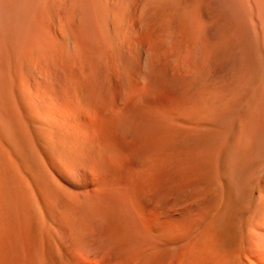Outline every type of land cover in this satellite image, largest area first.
Instances as JSON below:
<instances>
[{
  "label": "bare ground",
  "instance_id": "obj_1",
  "mask_svg": "<svg viewBox=\"0 0 264 264\" xmlns=\"http://www.w3.org/2000/svg\"><path fill=\"white\" fill-rule=\"evenodd\" d=\"M153 1L126 6L129 23L110 35L101 2L73 0L64 12L52 0H0V264H264V137H237L233 157L216 152L227 38L216 35L215 80L199 84L209 45L201 57L187 31L169 45L159 23L168 15L157 21ZM55 5L65 14L54 17ZM239 178L255 181L244 200ZM215 179L229 181L225 194Z\"/></svg>",
  "mask_w": 264,
  "mask_h": 264
},
{
  "label": "rangeland",
  "instance_id": "obj_2",
  "mask_svg": "<svg viewBox=\"0 0 264 264\" xmlns=\"http://www.w3.org/2000/svg\"><path fill=\"white\" fill-rule=\"evenodd\" d=\"M67 1V0H66ZM68 0L66 3L68 4L69 7H71L72 5V1L71 0ZM95 3H100L101 2V5H100V8H101V14L103 15V21H101V24H105L106 25V21H107V28L110 32V35L116 30L117 28L116 27H121L120 29L123 31L124 30V24L127 25V23H129V12L130 10H128L129 8L132 7L133 4L139 2V1H142V0H134V1H129V0H98L99 2H97L96 0H94ZM104 1V2H102ZM137 1V2H136ZM144 1V0H143ZM151 0H145V2H150ZM153 1V0H152ZM161 1V0H160ZM159 0H155L153 1L154 3L158 2L160 3ZM214 1V2H212ZM233 1V2H232ZM242 1V3H241ZM52 2L54 3H60V2H63V0L61 1H57V0H52ZM128 2V4H127ZM166 2V3H165ZM195 2V3H194ZM198 2V3H197ZM231 4H230V3ZM248 2V3H247ZM57 3V4H58ZM65 1L64 3L59 6H61L63 8L64 4L66 5ZM78 4V2H76ZM104 3L107 7H105ZM108 3H109V6H114V4L116 5L117 8H112V7H108ZM111 3V4H110ZM113 3V5H112ZM131 3V4H130ZM148 3V4H149ZM155 5H158L160 7V11L158 9V14L155 15V17L157 18V21H159L160 19H158V17L160 18H166L165 15H170L169 17L167 16L166 19H161L162 21H159L160 23V31H163L162 33L164 34L166 31H168L167 33H165L164 35L165 36H169L170 37V41H169V45L177 42L182 34L187 31L188 34L190 35V43L191 45H196L197 48L199 49L200 53H202V50H204V54L206 53L205 49L203 48H206L205 47L206 45H211V47L208 46V54H206L207 56L205 57L204 59V54L202 53L201 54V57L203 56V58H201V63H197V72L196 73V76L198 78L197 79V82L199 84H204V83H210V80L211 82L215 80L216 78V74L219 72L218 70H220L221 68V61H220V47L216 46L217 48H215V43L217 44V41L215 40L216 37L221 33L224 34L223 36L226 37V43H225V48H224V57L227 61L223 63V65H225V72H226V76H227V100H228V104H227V119H226V124L225 126L223 127L222 129V139L220 140V142L217 143V150L216 152L218 153L219 150H221L218 154H217V157L220 155L221 153V159L222 157H226L229 158L228 156H231L230 154H233L234 156V153L233 151H236V142L238 141L237 140V137L238 138H241L239 140H243L244 137L246 135L247 136V141H242L244 143L245 146L249 145L252 143L251 141H253L254 137L258 138L259 134V141H263L264 138H262V136L264 137V133H263V127H261V125H264V7H260L258 6L257 4H255V2L253 0H163L161 1L160 4H156ZM163 3V4H162ZM193 3V4H192ZM209 3V4H208ZM216 3V4H215ZM247 3V4H246ZM254 5H253V4ZM74 4V3H73ZM76 4V5H77ZM97 4V5H98ZM125 4V5H124ZM165 4V6H164ZM192 4V5H190ZM195 4V5H194ZM218 4V5H217ZM221 4L222 6L226 5L227 6V12L225 14L224 12V8H226V6L223 8V9H220L221 13L223 12V15L221 14V17L219 15V19L215 18V20H212L214 19V15H218V12L217 14L215 13L216 9L217 11L219 10L217 8V6H219V8L221 7ZM237 4V5H236ZM98 5V6H99ZM128 5H131V7L127 8L126 10V6ZM150 5V4H149ZM189 5V6H188ZM58 6V7H59ZM67 5L65 7H68ZM78 7H80V5H77ZM76 6V7H77ZM125 8V9H122V7ZM163 6V7H162ZM200 6V7H199ZM228 6L230 8H228ZM237 6V7H236ZM59 7L57 8V5L53 6L52 7V11H54L53 14H55V11H59V14H62L65 12L66 8L64 7L63 10L64 12L62 11V8ZM194 7V8H193ZM199 7V8H198ZM240 7V8H239ZM56 8V9H55ZM108 8V9H107ZM162 8V9H161ZM190 8V9H189ZM206 8V9H205ZM213 8H216L215 10ZM239 8V9H238ZM61 9V10H60ZM102 9L104 11H102ZM111 9V10H110ZM113 9V10H112ZM119 9V10H118ZM235 9V11L233 12L232 10ZM249 9V10H248ZM106 10V11H105ZM126 12H123L125 11ZM166 10V11H165ZM170 12H168V11ZM186 10V11H185ZM204 14H203V12ZM212 10V12H211ZM241 10V12H240ZM262 10V11H261ZM51 11V12H52ZM62 11V12H61ZM156 11L155 10L154 14H156ZM196 11V13H195ZM216 11V12H217ZM61 12V13H60ZM106 12H110V13H107L108 15H110V18H108V16L106 15ZM165 12V13H163ZM168 13H171V14H167ZM182 12V14L180 13ZM206 12V13H205ZM211 12V13H210ZM114 13V14H112ZM123 13H125V17L123 18ZM153 13V12H152ZM160 13V14H159ZM178 13V14H177ZM185 13V14H183ZM199 13V15H197ZM215 13V14H214ZM234 13V14H233ZM255 13V14H254ZM57 14V13H56ZM65 14V13H64ZM67 15L64 16V15H61V17L59 16V18L62 19V21H64L65 23H67L70 19V16L68 13H66ZM127 14V16H126ZM154 14H152L154 16ZM181 14V15H180ZM212 14V16H211ZM214 14V15H213ZM225 14V16H224ZM232 14V15H231ZM239 14H241V16H239ZM151 15V13H150ZM163 17H162V16ZM177 15V16H176ZM187 15V16H186ZM234 15V17H233ZM54 16V15H53ZM107 16V17H105ZM114 16V17H113ZM236 16V17H235ZM248 16V17H247ZM55 17V16H54ZM127 17V18H126ZM175 17V18H174ZM189 17V18H188ZM243 17V20L244 21H241ZM253 17V18H252ZM255 17V18H254ZM105 18V19H104ZM106 18H108L106 20ZM171 20H170V19ZM178 18V19H177ZM221 18V21L220 20ZM241 19L240 21L238 20ZM124 19V20H123ZM175 19V20H173ZM177 19V20H176ZM197 21H196V20ZM201 19V21H200ZM237 21H233V20H236ZM123 20V21H122ZM127 20V21H126ZM167 20V21H166ZM111 21V24L113 26V29L112 30V26L111 24L109 23ZM118 21V22H117ZM189 21V22H188ZM239 21V22H238ZM114 22V23H113ZM124 22V23H123ZM166 26H165V24ZM173 22V23H172ZM178 22V23H177ZM192 22L193 23V27H190L191 30H189V27H188V24ZM196 22V23H194ZM216 22V23H215ZM222 25L220 26V28L223 30V33L221 32L222 30L218 27L219 24ZM233 22V23H232ZM241 22V25L243 26V29L239 26V25H236V23L240 24ZM245 22V23H244ZM258 22V23H257ZM121 23H123L121 25ZM211 24L208 25V24ZM228 23V24H227ZM248 23V24H247ZM250 23H252L250 25ZM120 24V25H119ZM176 24V25H175ZM202 24V25H201ZM246 24V25H245ZM169 25V26H168ZM236 25V26H234ZM254 25V26H253ZM256 25V26H255ZM173 26V27H172ZM202 26V27H201ZM216 26V27H215ZM170 30H168V28ZM171 27V28H170ZM201 27V28H200ZM227 27V28H226ZM236 27L238 29H236ZM247 27L248 30H246L245 28ZM123 28V29H122ZM225 28V29H224ZM234 28V29H233ZM258 28V29H257ZM162 29V30H161ZM179 29V30H178ZM193 29V30H192ZM210 29V30H209ZM112 30V31H111ZM174 30V31H173ZM215 30V31H214ZM231 30V31H230ZM239 30V31H237ZM242 30V31H241ZM115 31V32H116ZM122 31L119 34L120 37H127L128 34H126V32H123V34H126V35H123L122 34ZM159 31V32H160ZM230 31V32H229ZM246 31H249V32H246ZM108 32V33H109ZM213 32V34H212ZM239 33V34H238ZM120 34H122L123 36H121ZM178 34V35H177ZM215 34V35H214ZM218 34V35H217ZM244 34V36H243ZM257 34V35H256ZM161 35V34H160ZM159 35V36H160ZM217 35V36H216ZM251 37H250V36ZM162 37H164L163 35H161ZM214 36V37H213ZM231 36V37H230ZM60 36H58L57 38H59ZM168 37V38H169ZM256 37V38H255ZM69 38H71V41H74V36L70 35ZM208 38V39H207ZM240 38V39H239ZM62 37L60 38V41H61ZM73 39V40H72ZM236 39V40H235ZM245 39L247 40L248 39V43L247 41H245ZM252 39V40H251ZM65 39L63 38L62 41H61V45H59V49L62 51L63 48H65V50L62 51V54L64 55L63 58L67 61L68 65H73V63L75 64V61L76 59H74L76 56L74 55L75 51L73 52V48L72 44H68L67 45V42L64 41ZM239 40V42H238ZM254 40V41H253ZM60 41H59V44H60ZM216 41V42H214ZM235 41V42H234ZM252 41V42H251ZM65 42V43H64ZM193 42V43H192ZM250 42V43H249ZM256 43V44H253V45H256L255 47H253V45L251 43ZM73 43V42H72ZM206 43V44H205ZM211 43V44H209ZM238 43V44H237ZM205 44V45H204ZM235 44V46H234ZM228 45V46H227ZM252 45V46H251ZM164 46H167L168 45H163V48ZM237 46V47H236ZM251 46V47H250ZM72 47V48H71ZM164 48V50L167 49ZM201 47V48H200ZM212 47H214L212 49ZM240 47V48H239ZM231 48V49H230ZM236 48V49H235ZM258 48V49H257ZM229 49V50H228ZM243 52H242V51ZM211 51V52H210ZM215 51V52H214ZM227 51V52H226ZM241 52V53H238V52ZM246 51V52H245ZM256 51V52H255ZM125 52L127 53V51L125 50ZM213 52V53H212ZM217 52V53H216ZM66 53V54H65ZM230 53V54H229ZM76 54V53H75ZM212 54V55H210ZM239 54V55H237ZM240 54L242 56V58H240ZM249 54V55H248ZM209 55V56H208ZM245 55V56H244ZM248 55V56H247ZM68 56V57H67ZM74 56V57H73ZM230 58H229V57ZM236 56V57H235ZM238 56V57H237ZM252 56V57H251ZM72 59H71V58ZM208 57V58H207ZM214 57V58H213ZM246 57V58H245ZM254 57V58H253ZM77 58V57H76ZM248 58V59H247ZM74 59V60H73ZM212 59H213V62H212ZM217 59V60H215ZM241 60V61H240ZM250 61V63L248 61ZM65 61V64H67ZM73 61V63H72ZM78 61V60H77ZM199 61V60H198ZM205 61V62H204ZM243 61V63H241ZM122 62V65H128L127 62ZM203 62V63H202ZM77 63V62H76ZM79 63V62H78ZM210 63V64H209ZM219 63V65H218ZM226 63V64H225ZM233 63V64H232ZM253 63V64H252ZM76 65V64H75ZM79 65V64H77ZM237 65V66H236ZM244 65L246 66L244 69ZM206 67V68H205ZM209 67V68H208ZM212 67V68H211ZM217 67V68H216ZM253 67V68H252ZM230 68V69H229ZM238 68V69H237ZM247 68V69H246ZM250 68L252 70H250ZM243 69V70H242ZM242 70V72H241ZM249 71V72H248ZM241 72V73H240ZM216 73V74H215ZM228 73V75H227ZM214 74V75H213ZM249 74V75H247ZM210 77H209V76ZM248 78H247V76ZM258 75V76H257ZM214 76V77H213ZM240 76V78L238 77ZM260 77V78H259ZM203 78V80H202ZM239 78V79H238ZM243 78V79H242ZM199 80V81H198ZM202 80V81H201ZM207 80V81H206ZM201 81V82H200ZM241 82V83H240ZM259 85V86H258ZM257 91H255V90ZM256 93V94H255ZM234 99V100H233ZM251 100V101H250ZM231 103V104H230ZM245 104V105H244ZM238 118V119H237ZM261 120V122H260ZM257 122V126L256 128H252L251 127V123L253 122ZM235 122V123H234ZM238 122V123H237ZM254 122V123H255ZM241 123V124H240ZM261 123V124H260ZM263 123V124H262ZM244 125V126H243ZM250 125V126H249ZM228 126V127H227ZM248 127V128H247ZM250 127V128H249ZM261 127V128H260ZM224 130V131H223ZM260 130H262V132H258ZM255 131V132H254ZM224 133V134H223ZM244 134V135H243ZM251 136H250V135ZM262 134V135H261ZM224 135V136H223ZM243 135V136H242ZM250 137V138H249ZM261 138L263 140H261ZM237 140V141H236ZM255 140V139H254ZM235 142V143H234ZM242 143V144H243ZM250 143V144H249ZM263 145H260L259 143V150L257 155H256V158H259V159H264V142L262 143ZM220 145V146H219ZM226 146V147H225ZM222 147V148H221ZM225 147V148H224ZM232 151V152H231ZM230 152V154L228 155V153ZM231 156V157H233ZM263 156V157H262ZM219 158V157H218ZM243 179L245 181H243ZM240 181V182H239ZM243 181V182H242ZM229 181L226 180V179H215L212 181V185L216 186V189H217V192L221 195L224 191L225 193L228 191L227 187L225 188L226 184L228 183ZM235 183H238L237 185V189L234 190V192L236 193V195L240 198V200H244L245 199V195H247L251 189V187L253 186V184L255 183L252 182V181H249L248 179H245V178H239V179H236L235 180ZM252 183V185H251ZM222 186V187H221ZM221 188V189H220ZM242 188V190H241ZM238 192V193H237ZM224 193V194H225ZM240 194V195H238ZM242 196V197H241ZM244 196V197H243Z\"/></svg>",
  "mask_w": 264,
  "mask_h": 264
}]
</instances>
